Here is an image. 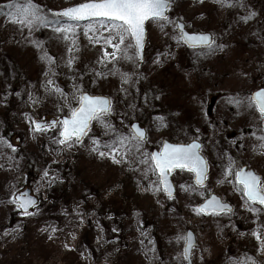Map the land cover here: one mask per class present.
<instances>
[{"label":"rangeland","instance_id":"rangeland-1","mask_svg":"<svg viewBox=\"0 0 264 264\" xmlns=\"http://www.w3.org/2000/svg\"><path fill=\"white\" fill-rule=\"evenodd\" d=\"M35 2L52 19V10L83 0ZM169 17L189 31L211 32L216 43L211 50L190 48L175 38L172 24L162 29L150 20L143 63L132 49L131 60H109L105 51L114 52L119 36L106 43L110 33L85 32L88 22L65 38L51 27L29 30L0 15V264H64L72 249L79 264H188L185 239H178L188 229L197 238L193 264L248 257V264H264V206L252 212L235 179L244 165L264 178V115L246 100L264 87V0H171ZM85 92L111 99L107 119L117 132L130 133L133 121L146 128L147 139L130 148L126 160L117 154V163L92 150L93 137L103 145L114 136L97 121L82 143H59L61 119ZM53 119L55 126L35 130L37 121ZM164 140L203 143L209 164L204 186L196 185L192 172L177 169L176 194H166L150 170L151 152ZM56 184L67 192L51 198ZM25 188L40 199L27 215L14 200ZM209 194L234 210L195 211Z\"/></svg>","mask_w":264,"mask_h":264},{"label":"snow or ice","instance_id":"snow-or-ice-1","mask_svg":"<svg viewBox=\"0 0 264 264\" xmlns=\"http://www.w3.org/2000/svg\"><path fill=\"white\" fill-rule=\"evenodd\" d=\"M231 3V0H227ZM171 8V0H83V2L74 4L55 13V17H49L43 12L41 6L35 0H7V3L0 5V15H5L9 21L19 24L21 27H27L29 30L37 26L51 27L56 32L62 33L67 38V34L75 33L80 28V21L87 20L84 26L85 32L97 31L109 32L106 43H111L114 38L113 34L119 36V43L112 44L113 53L105 51V56L109 60L125 58L131 60L133 57L129 54L132 49L136 55L142 57V49L145 39V23L149 20L154 21L163 29L166 25L172 24L179 32L175 37L178 41H183L192 48L206 46L209 50L216 43L210 33H190L185 30V25L179 19L173 21L168 12ZM6 9V11H5ZM67 18V20H63ZM126 40L128 43H126ZM123 46V47H121ZM218 47H222L218 45ZM49 59H54L49 57ZM71 62V61H70ZM125 74V79H127ZM49 84L53 85L55 91H62L56 88L51 80ZM79 103L77 107L71 110L70 116H65L62 120V131L59 140L60 144H65L75 138L76 143H82L83 137L91 130L93 121L102 124L105 129L114 133L112 139L101 144L100 139L93 137L92 150L97 152L101 157L110 156L115 162L120 163L117 159L119 154L123 159H127L130 148H139L146 139V132L138 125L132 126V131L125 134L117 132L107 116L112 111V102L110 98L104 96H94L83 93L78 96ZM248 107H255L261 115H264V88L253 92L246 98ZM230 103L240 105L241 100L231 98ZM163 121V117H159ZM58 123L53 119L50 123L42 124L40 121L35 123V130L42 131L55 126ZM264 139V137H261ZM71 145L69 144V147ZM107 148L108 151H102L101 148ZM201 144L193 140L189 144H170L165 143L163 150L151 153L153 166L151 171H156L159 177L160 185L169 197L173 196V185L169 180L172 170L181 169L195 173L196 185H203L207 178L208 165L204 156L201 155ZM147 162V159L145 161ZM234 161L229 157V164L226 169L228 175L233 174ZM47 175V172L45 173ZM235 179L238 181V191L245 196L246 205L250 206L252 212H259L260 207L264 206V178L254 171H246L244 168L235 173ZM154 189L159 191L160 187L153 185ZM185 187V186H182ZM185 190L197 191V188L187 186ZM201 195L204 193L201 191ZM17 207L28 213L27 209L36 204V200L26 193H20L15 197ZM195 211L201 213L219 214L225 211L231 212L230 205L223 203L220 198L213 195L206 199L203 204L198 205ZM258 240H261L259 231L254 233ZM185 239V237H178ZM187 245L185 255H190V249L193 246V237L189 232L187 234ZM261 247L264 249V240H261ZM248 257L244 260H237L235 264H248Z\"/></svg>","mask_w":264,"mask_h":264},{"label":"water","instance_id":"water-1","mask_svg":"<svg viewBox=\"0 0 264 264\" xmlns=\"http://www.w3.org/2000/svg\"><path fill=\"white\" fill-rule=\"evenodd\" d=\"M67 8V7H66ZM60 10H62V9H59V10H53L52 12L55 14L56 12H58V11H60ZM181 21V20H180ZM80 22H88L87 20H83V21H80ZM149 21H147L146 23H145V30H146V34H145V39H144V46H143V49H142V57H143V59H141L140 58V56H138V58H139V62L140 63H142L143 61H144V58H145V47H146V40H147V23H148ZM181 22H183V21H181ZM184 23V22H183ZM184 25H185V23H184ZM185 30L186 31H188V32H190V33H210V32H191V31H189L188 29H187V27H186V25H185ZM179 31V30H178ZM210 34H212V33H210ZM212 36H213V34H212ZM186 44V43H185ZM187 46H189L188 44H186ZM189 47H191V46H189ZM199 47H206V46H199ZM262 88H264V87H262ZM260 89V88H259ZM259 89H256V90H254L253 92H255V91H257V90H259ZM252 92V93H253ZM86 93H88V92H86ZM89 95H93V94H90V93H88ZM94 96H104V97H108V96H105V95H94ZM109 98V97H108ZM64 118V117H63ZM63 118H62V120H63ZM52 121V120H51ZM50 121V122H51ZM42 124H46V122H43V121H40ZM133 125H138L139 127H141L142 129H144L145 130V132H146V139H147V130H146V128L145 127H143L139 122H133L131 125H130V129H131V131H132V126ZM263 127H264V122H263ZM85 137V136H84ZM84 137H83V139H84ZM145 139V140H146ZM198 143H200L201 144V146H202V143L200 142V141H198V140H196ZM192 142V141H191ZM191 142H189V143H191ZM165 143H170V144H189V143H173V142H170V141H168V140H164V142H163V146H162V148H161V150H157V149H154L153 151H152V153H154V152H160V151H162L163 150V147H164V144ZM202 148V147H201ZM200 152H201V149H200ZM201 155L202 156H204L202 153H201ZM205 158V157H204ZM206 159V158H205ZM207 161V160H206ZM207 165H208V162H207ZM241 168H244L246 171H254L253 169H248L247 168V166H242ZM240 168V169H241ZM176 170V169H175ZM175 170H172L171 172H170V175H169V180H170V182H171V184L173 185V189H174V191H173V196L176 194V187H175V184H174V182H173V180H172V176H173V173H174V171ZM255 172V171H254ZM256 173V172H255ZM256 174H258V173H256ZM259 175V174H258ZM207 176H208V170H207ZM260 176V175H259ZM194 181H195V173H194ZM238 182V181H237ZM205 183H206V180H205V182H204V184L203 185H205ZM202 185V186H203ZM162 186V185H161ZM199 186H201V185H199ZM163 188V187H162ZM20 193H26L27 195H29V196H31L33 199H35L36 200V204L35 205H31V206H29V208L27 209V211H28V213L34 208V207H36L37 205H38V203H39V199H38V197L36 196V195H34L33 193H32V190L30 189V188H25V189H23V190H21L20 192H18V193H16L15 195H14V200L16 201V199H15V197L16 196H18ZM167 194V193H166ZM213 195H215V196H217L218 198H220V200L223 202V203H226V204H228V205H230L231 206V208H232V211H233V209H234V206L230 203V202H226V201H223L222 200V198L220 197V196H218V195H216V194H211L209 197H207L206 199H210ZM172 196V197H173ZM205 199V200H206ZM205 200L204 201H202L200 204H203L204 202H205ZM199 204V205H200ZM19 210H20V212L22 213V214H24V210L23 209H20L19 208ZM231 211V212H232ZM227 211H225V212H223V213H226ZM205 214H212V213H205ZM219 214H222V213H219ZM191 233L192 234V237H193V246H192V248L190 249V255H185L186 256V258L188 259V262H189V264H192V252H193V248H194V246L196 245V243H197V239H196V235H195V233L191 230V229H189V230H187L186 231V234H185V236L187 237V234L188 233ZM186 245H187V239H186V241H185V245H184V254H185V248H186Z\"/></svg>","mask_w":264,"mask_h":264},{"label":"trees","instance_id":"trees-1","mask_svg":"<svg viewBox=\"0 0 264 264\" xmlns=\"http://www.w3.org/2000/svg\"><path fill=\"white\" fill-rule=\"evenodd\" d=\"M42 6L45 7V9L48 10V11L51 10L49 8V6H47L45 4H43ZM66 192H67V189H66V187L64 185H62V184H56L51 189V192L49 193V196L51 198H53L54 195H55L54 193H58L60 195H64V194H66ZM16 214H17V217L20 216V213H16ZM47 253L48 252L45 253L44 252V249H42V254H47ZM63 261H64V264H79V263H76V261H77V258H76V250L72 249V250L66 252Z\"/></svg>","mask_w":264,"mask_h":264},{"label":"flooded vegetation","instance_id":"flooded-vegetation-1","mask_svg":"<svg viewBox=\"0 0 264 264\" xmlns=\"http://www.w3.org/2000/svg\"><path fill=\"white\" fill-rule=\"evenodd\" d=\"M263 121H264V119H263ZM264 129V128H263ZM248 169H253V168H250V167H247ZM254 170V169H253ZM256 173H258L256 170H254ZM261 177H262V175L260 174V173H258Z\"/></svg>","mask_w":264,"mask_h":264}]
</instances>
